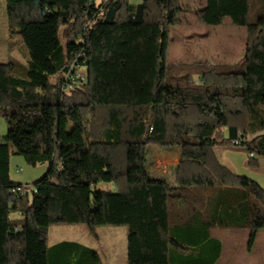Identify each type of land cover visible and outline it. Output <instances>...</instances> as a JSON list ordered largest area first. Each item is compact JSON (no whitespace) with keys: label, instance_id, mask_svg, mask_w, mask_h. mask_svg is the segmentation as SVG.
I'll list each match as a JSON object with an SVG mask.
<instances>
[{"label":"trees","instance_id":"trees-1","mask_svg":"<svg viewBox=\"0 0 264 264\" xmlns=\"http://www.w3.org/2000/svg\"><path fill=\"white\" fill-rule=\"evenodd\" d=\"M4 1L28 62L24 76L12 72L13 62H0L7 128L0 141V264H68L48 254L53 224H85L93 235L98 226L125 225L128 264H175L173 250L186 244L196 247L193 264H216L221 244L208 234L214 225L248 228L250 251L264 229V188L222 164L214 147L226 142L264 156V12L250 23L248 0H204L199 20L219 25L228 17L245 27L246 47L243 63L203 67L167 62L184 0ZM60 24L74 37L65 48ZM81 67L84 79L76 77ZM197 70L198 83L191 78ZM149 144L181 146L173 183L148 175ZM11 154L47 164L30 195L11 192L22 184L10 177ZM183 224L197 228L196 238L177 239ZM83 252L72 264L98 261L91 249Z\"/></svg>","mask_w":264,"mask_h":264},{"label":"rangeland","instance_id":"rangeland-1","mask_svg":"<svg viewBox=\"0 0 264 264\" xmlns=\"http://www.w3.org/2000/svg\"><path fill=\"white\" fill-rule=\"evenodd\" d=\"M136 3L140 0H130ZM203 0H184L181 2L182 11L180 13V20L177 25H174L169 34V48L167 52V62L169 63H187V64H201L203 67L208 65L216 64H237L243 63L245 57V47H246V29L243 26L234 25L230 22L228 17H224L223 21L219 25H209L203 23L199 20L198 12L203 5ZM0 4L3 5L2 9L5 10V1L0 0ZM0 9V10H2ZM264 12V0H248V14L247 21L253 23L257 18ZM2 14L0 13V19H2ZM67 24H60L59 26V40L63 48L66 46V42L72 36L71 31L65 30ZM14 28V27H13ZM19 35V34H18ZM20 36V35H19ZM21 38V37H20ZM22 42V40H21ZM23 44V43H22ZM24 46V44H23ZM26 49V47L24 46ZM27 50V49H26ZM22 59H18L14 62L12 72L24 76V66L22 65ZM85 68L81 67L77 71V77L79 79H84ZM185 72H181L180 75ZM172 74L168 73L165 81H171ZM58 78V74L49 76L50 81L54 82ZM191 78L195 82H200V75L197 72H192ZM27 79V78H25ZM77 83H75L76 85ZM69 88V87H67ZM65 99L71 95V91L66 90ZM4 124V123H2ZM7 128L4 125H0V134L6 133ZM227 136L223 133V138ZM3 137L0 136V141ZM231 144V143H230ZM234 148V147H233ZM228 143H219L214 147L215 153L218 159H222V155H232L233 159L237 163H242L237 166V174L246 175L247 177L253 179L260 177L258 181L259 184L264 188V156L261 160L260 172H257L254 167L257 166V160L253 158L254 162L249 158L247 151L243 147H237L233 149ZM154 149H158L160 156L165 158L175 157L181 151L180 145H173L171 147H162L156 144H149L147 146L146 152V166L150 169L158 168L160 173L167 176H172L174 172V163L166 164L164 161L156 160L152 157ZM259 160V158H257ZM20 167H22L20 169ZM47 169L46 163H38L36 165L28 164L21 155L11 154L9 159V174L12 180L19 183L32 184V182L40 178ZM150 175V172H148ZM258 174L260 176H258ZM154 177H160L158 173ZM256 181V180H255ZM257 182V181H256ZM101 187H112L110 183H101ZM29 197H26L28 199ZM14 211L11 212L10 216L14 218ZM63 225V224H61ZM85 225V224H83ZM86 226V225H85ZM264 230V229H263ZM263 230H260V234H264ZM247 230H238L240 235H243ZM260 235V238H262ZM247 238V237H246ZM246 238L242 236L236 238L234 241V246L237 248L236 252L233 253V260L231 264H249V261H253V264H264L261 263V255L254 249L253 253L246 251ZM264 239V238H263ZM262 240V239H261ZM264 243V240L262 241ZM229 245V243H227ZM240 249V250H239ZM257 259V262H256ZM252 264V263H251Z\"/></svg>","mask_w":264,"mask_h":264},{"label":"crops","instance_id":"crops-1","mask_svg":"<svg viewBox=\"0 0 264 264\" xmlns=\"http://www.w3.org/2000/svg\"><path fill=\"white\" fill-rule=\"evenodd\" d=\"M2 7L3 5L0 4V9H2ZM0 13L2 14L1 15L2 19H0V62L11 61L13 62L14 65V62H16L20 58L22 59L23 62L22 65L24 66L23 68L25 69L28 62V52L24 48L21 42V38L18 35L19 33L9 25L8 20L6 18V9L0 10ZM2 123L5 124L4 120L0 117L1 126L4 125ZM223 133L225 136L228 137V131L226 128H224ZM3 134L5 133H1L0 136H2ZM228 144L231 145L230 143ZM232 148L237 149V147L235 146H232ZM153 151L154 153H152V157L154 159L159 160L160 162L164 161L163 163H165V165L167 163L168 164L174 163L175 165L174 172L172 176L165 177V175L159 172L160 169L158 168V166L153 169H150L149 167L146 166L147 173L150 172L151 174H153L150 175L148 173V175L150 177H154L156 176L155 174L158 173L160 177H154V178H162L168 181L169 183H173L175 181V171L180 159L181 151L179 154H177L175 157L172 158H165L160 156L158 154L160 152L158 149H154ZM232 157L233 156L229 154L222 155L221 156L222 159H219V161L236 173L237 166L241 165L242 167L243 164L237 163V161ZM262 157L263 156L261 155H255V159L257 160V166L254 167V169L257 172H260ZM257 158H259V160ZM21 168L22 167H20V169ZM258 176L260 175L258 174ZM259 178L260 177H256L253 178V180H256L258 182L260 181ZM262 178L264 177L262 176ZM225 189H227V187H225ZM223 192L226 193L227 190H223ZM210 194L212 193L210 192ZM259 210L260 207L258 204H256V212H258ZM14 212H15L14 217L20 216L19 211H14ZM181 226L183 227H181V229L176 231L177 239L190 240L192 237L196 238L198 230L195 226H193V228H185V229L184 227H187V225L183 224ZM241 229L247 230V232H244L243 235H240L238 233V230ZM248 233H249L248 228L227 227V226L225 227L219 225L211 226L208 232L209 236L211 238L219 240L221 244L220 253L218 258L216 259V264H231L233 260V253H235L237 250V248H235L234 246L235 245L234 241L236 240V238L241 236L242 239L243 237L245 238L248 237ZM127 234H128V229L125 225L98 226L95 230V235H93L88 230L87 226L83 224H63V225L53 224L49 226L47 230L48 254L50 258H52V260H55L56 258L59 257H65V261L69 262L68 264H72L73 262L78 261L79 258L85 257L86 254H84L83 252V247H85L94 251L98 257L97 262L92 260L91 261L89 260L88 262V259L86 258L87 264H128ZM191 234L193 236H191ZM260 235L261 234L259 231L256 235L252 249L248 251L246 248V251L253 253L254 249H256V251L258 250V252L261 255V259H262L261 263H262L264 262V243H262V241L264 240L263 239L264 234L261 235L262 238H260ZM227 243H229V245H227ZM60 244H62V247L61 246L59 247ZM185 248L187 250H183V249L173 250L171 257L172 262H174L175 264H193V262L196 263V260H198L196 247L194 248L186 244ZM248 263L253 264L254 262L249 261ZM53 264L56 263L53 261Z\"/></svg>","mask_w":264,"mask_h":264},{"label":"built area","instance_id":"built-area-1","mask_svg":"<svg viewBox=\"0 0 264 264\" xmlns=\"http://www.w3.org/2000/svg\"><path fill=\"white\" fill-rule=\"evenodd\" d=\"M77 69H76V77H77ZM65 78H68V79H71V76L66 74L65 75ZM78 78V77H77ZM231 140H235V141H241L239 138H234V139H231ZM249 156L251 157H254L255 156V153L253 152H250L249 153ZM35 191V188L32 184H21V185H18V186H15L11 189V192L17 196H24V195H30L32 194L33 192ZM19 215H20V212H19Z\"/></svg>","mask_w":264,"mask_h":264},{"label":"bare ground","instance_id":"bare-ground-1","mask_svg":"<svg viewBox=\"0 0 264 264\" xmlns=\"http://www.w3.org/2000/svg\"><path fill=\"white\" fill-rule=\"evenodd\" d=\"M234 143H235V144H237V143H238V141H235Z\"/></svg>","mask_w":264,"mask_h":264}]
</instances>
